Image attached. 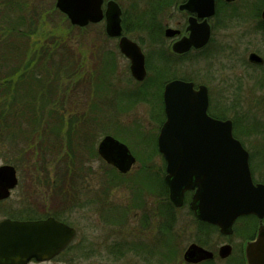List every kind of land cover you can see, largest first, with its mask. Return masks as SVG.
<instances>
[{
  "label": "rangeland",
  "instance_id": "1",
  "mask_svg": "<svg viewBox=\"0 0 264 264\" xmlns=\"http://www.w3.org/2000/svg\"><path fill=\"white\" fill-rule=\"evenodd\" d=\"M17 1L24 3L20 10L16 6L11 9V16L18 21L17 31L8 39L6 34L0 38L3 40L0 58L14 56L8 65L1 62L3 68L7 67L6 77H11L7 74L14 70L11 78L15 79L16 75L13 82L17 83L19 66L43 65L44 56L59 49L63 53L51 55L50 60L46 55L48 62L44 65L51 68L57 64L64 70L59 74L46 68L40 79L35 73L34 81L29 78L27 85L20 82L27 97L33 98L29 102V106L33 104L32 110L29 114L16 110L19 112L16 126L4 127L0 122V165L14 164L18 177L9 198L0 201V220L27 212L41 217L51 214L62 217L78 231L79 243L70 250L69 256L74 258L69 264H184L183 249L193 238L196 242L198 238L192 232L194 218L187 205L171 210L170 215L166 210L168 216L162 212L160 218L166 201L153 193L157 183L153 175L162 174L163 166L154 145L163 121L159 115L163 105L160 103L162 85L170 77L205 85L209 111L217 113L219 107L227 108L228 116L237 122L238 130L235 125L233 130L240 131L236 136L250 152L253 176L261 180L264 175V63L257 67L247 56L253 52L264 59V31L259 29H264L261 22L264 18L255 15L257 11L262 12L264 2L236 0L221 6V21L218 18L213 21V36L207 47L189 53L169 69L167 59L160 60L157 56L161 49L170 53L171 40H163L157 30L156 36L145 30L132 32L131 37L140 44L148 61L147 80L139 83L129 74L128 60L100 33V24L71 25L55 8V0ZM125 8L132 15L131 6L125 4ZM178 21L180 25L183 23L180 17ZM5 27L0 16V33ZM144 28L148 26L144 24ZM103 48L110 53L106 54ZM54 58L62 63H56ZM156 67L163 70L158 72ZM17 103L23 109L18 101H14V106ZM49 112L58 113L66 120L69 115L75 116L72 142L83 145L80 151L74 148V154H82L75 166L66 163V155L73 147L66 140L67 128L62 133H58V126L52 130L54 118L47 116ZM77 134L84 139L78 140ZM105 134L126 143L136 156V164L123 176H116L111 172L116 171L112 166L95 156L98 141ZM146 173L152 175L147 177ZM80 189L81 195H75ZM105 191V201L109 204L104 201L100 212L92 199ZM161 203V208H155V204ZM105 213L113 214V221L107 222ZM242 219L251 222V227L256 226L255 219L249 216ZM158 247H161L159 253Z\"/></svg>",
  "mask_w": 264,
  "mask_h": 264
},
{
  "label": "water",
  "instance_id": "2",
  "mask_svg": "<svg viewBox=\"0 0 264 264\" xmlns=\"http://www.w3.org/2000/svg\"><path fill=\"white\" fill-rule=\"evenodd\" d=\"M189 3L198 2L191 0ZM100 4L101 0L55 1L56 8L66 14L71 24L79 26L101 18ZM198 5L209 9L200 17L213 13V0H202ZM119 15L116 3L108 2L105 31L109 36L120 32ZM188 30V36L173 43L175 52H186L191 47L198 49L208 41L209 28L204 20L189 19ZM177 33V30H166L167 36ZM120 46L130 59L132 75L141 80L145 69L139 47L124 37ZM249 60L262 62L256 53L249 54ZM163 103L165 120L159 130L157 146L166 161L164 180L173 204L181 206L185 191L195 188L190 208L198 219L217 225L225 234L231 232L232 222L240 215L254 214L261 220L264 217V185L252 182L248 153L233 137L231 121L207 114L206 86L200 84L194 88L192 82L171 80L164 86ZM98 153L120 172L128 171L134 163L127 146L109 135L98 144ZM16 182L15 168L0 165V199L9 195ZM73 235V228L51 217L26 221L3 219L0 221V264H25L32 257L48 259ZM210 256L195 245H190L184 253L188 261ZM245 256L247 264H264V225L261 222L256 238L245 246Z\"/></svg>",
  "mask_w": 264,
  "mask_h": 264
},
{
  "label": "flooded vegetation",
  "instance_id": "3",
  "mask_svg": "<svg viewBox=\"0 0 264 264\" xmlns=\"http://www.w3.org/2000/svg\"><path fill=\"white\" fill-rule=\"evenodd\" d=\"M110 1H113L114 3H116V5L120 9V32L116 36H109L106 34V31H105V13H106V9H107V4ZM196 1L199 3L202 0H196ZM205 1L207 2L208 0H205ZM235 1L236 0H231V1L213 0V3H214L213 13L212 14L207 13V14H205V16L200 17V15L202 13H205L209 10L208 7H206V8L201 7L200 5H198V3L197 4H190L189 2H191V0H101V4H100L101 19L97 22L88 23L86 26L100 24V26H101L100 33L106 36L107 41L111 40L114 44L115 49L117 48V50L120 53L122 52L121 46H120V42H121L122 37L127 38L128 40L136 43L137 46L140 48L141 52L143 53V56H144L145 77L142 80V81H144V80H147L148 69L146 68V66H148V64H147L148 61H147V57H146L145 53L143 52L140 44L131 37L133 34L132 32L145 30L147 32L149 31L148 33H151V35L156 36L154 33L157 30V34L160 35L161 37H164L163 40H165V38H169L171 40V43H170V50L171 51H170V53H171L172 57H170V53L169 54L166 53V51L164 49H161L159 55L157 56L158 59H160V60L161 59H163V60L167 59V62L170 63V65H168L169 66L168 69H169L172 66L171 64L177 65L176 63L179 62V60L181 58L187 57L189 53H191L193 51H200V50H202V48L207 47V44L210 42V40L212 39V36H213V21L217 18L220 19L222 16L221 6L222 7L228 6L232 3H234ZM256 1L260 2V3L264 2V0H256ZM188 3H189L188 7H185V5ZM125 4H129L131 6V9H133L132 15H130L127 8H125ZM263 8H264V6H263ZM255 15L260 18L262 13L260 11H257L255 13ZM179 17L183 20V23L181 25H180V21H178ZM191 18H194L197 22H201L202 20H204L206 22V24L208 25V28H209L208 41H207L206 45L204 47H202L201 49L195 50V49L191 48L187 52L177 53L172 48L173 43L175 41L179 40L180 38L186 37L189 35L188 25H189V19H191ZM140 20L143 21L142 24H139L138 21H140ZM220 21H221V19L219 20V22ZM259 21H261V20H259ZM261 22H263L262 28H264V21L262 20ZM151 23H152V25H151ZM144 24H145V27L148 26L147 29H145V28L143 29ZM149 26H150V28H149ZM167 29L177 30L178 33L176 35H174V37L167 36L166 35ZM259 29L261 30V32L264 31V29H261V28H259ZM103 51H105L106 54H108V52L110 53V51L105 50V48H103ZM121 54L123 55V53H121ZM123 56L128 60V63H129L128 64V68H129L128 71H129V74L131 75L130 60L125 55H123ZM150 63L152 64L151 61H150ZM252 64H254V63H252ZM254 65L258 67L257 64H254ZM156 70L158 72H160L163 69H161V67L160 68L158 67ZM142 81H139V83ZM167 81H164L163 83H166ZM159 128H160V126H159ZM159 128H158V131H159ZM145 144L147 145V142ZM154 145L157 149L156 141L154 142ZM95 152H96V150H95ZM159 155L160 154L158 153V156ZM161 160L164 163V159L162 156H161ZM154 174L155 175H153V176L156 179L157 183H156L155 190H153V193H155V196H159V194L162 196V194H161L162 187H163V185L166 186V184L164 183V173H162V174L154 173ZM149 175H152V174H146L145 176L148 177ZM116 176H123V175H116ZM81 191H82L81 189L79 191H76L75 195H81V193H80ZM193 192H194V190H192L190 192V194H192ZM105 194H106V191H105V193L103 192L102 195L97 194L92 199V204L96 205V208L99 209L100 212L103 211L101 209L105 205L102 203L107 199V194L106 195ZM76 200H78V199L76 198ZM138 202H139V204H141V201H138ZM108 204L109 203L106 202V205H108ZM155 205H156L155 208H161L162 207V203L161 204H155ZM157 205H159L160 207ZM137 206H138V204H137ZM112 207H114V206L112 205ZM109 209H111V208H109ZM189 212L191 213V215L194 218L193 223L195 226H194L192 232H194V235H196V237H198V238L196 239L197 242L193 241V240H195L193 238V240L191 242H189L187 244V246L183 249L181 256H182V260H183L184 264H247L246 257H245V245L249 240L253 239L257 233V228L250 226L251 222L238 218L234 221V223L232 225L231 233L222 234L216 226L210 225L206 222L196 220L193 212L190 209H189ZM161 214H162V208H161V212H160V218H162ZM103 215H104V219L107 222L113 221V214L108 216V213L107 214L105 213ZM52 216H54L56 219H58L64 223H66L68 226H71L75 231L74 237L64 247V249H62L59 253L54 255L49 260L37 261L34 258H32L26 264H36V263L42 264V263H46V262L50 263L53 261H60L62 264H69V261L74 258L73 256H69V254H70V250H72L73 247H76L77 244L79 243V242H77V239H76L77 232H78L76 227L67 223L62 217H60L56 214L52 215ZM75 240H76V243L74 242ZM190 244H195V245L205 249L206 251H209L212 254V256L209 258H206V259L196 261V262L185 261L183 259V254ZM78 250L79 249H77L76 252ZM160 250H161V247H158L157 248L158 253L160 252ZM111 252H113V250ZM156 254H157V252H156Z\"/></svg>",
  "mask_w": 264,
  "mask_h": 264
},
{
  "label": "trees",
  "instance_id": "4",
  "mask_svg": "<svg viewBox=\"0 0 264 264\" xmlns=\"http://www.w3.org/2000/svg\"><path fill=\"white\" fill-rule=\"evenodd\" d=\"M13 5V6H12ZM21 5H24V3L23 2H18L17 0H1L0 1V16H1V19H2V22L4 23L5 22V28L3 29V31H2V33H0V38L1 37H3L4 38V34H6V36H7V39L8 38H10L11 37V35H12V33L14 32V31H17V28H16V25H17V22L18 21H16V20H14L15 18H13L12 16H11V14H12V10L11 9H13L14 8V6H16L19 10L20 9H22V6ZM19 19L20 18H22L21 16H19L18 17ZM24 19V18H23ZM22 34H23V31L22 30H19ZM4 35V36H3ZM22 36V35H21ZM23 37V36H22ZM1 41H3V40H1ZM0 41V42H1ZM3 46H1L0 45V48H2ZM2 50V49H1ZM0 50V51H1ZM9 51H11V50H9ZM58 53H63V51L61 50V49H59V50H55L53 53H51V54H46L47 55V57H48V59L50 60V56L51 55H53V54H58ZM19 54L17 53V55L16 56H18ZM46 55L44 56V62H43V65H41V64H39V65H37L36 67H33V68H31V67H28V66H25V67H21V66H19V68H18V71L20 70V75H19V78H18V80H17V83H15V82H13L16 78H17V76L15 75V79L14 78H11V77H14V74L15 73H13L14 72V70L13 71H11V72H8L9 74H7L8 76L10 75L11 77H6V70H7V67H5V68H3V66H2V63L1 62H3V63H5V65H8V64H10V63H8V61L9 62H11L13 59H14V56L13 57H8V58H0V67H2V68H0V122H1V125H2V123H3V126L4 127H7L8 125L9 126H13V125H15L16 126V122H17V119H18V114H19V112H16V110H25L26 112H27V114H29L30 112V110H32V107H33V104H31L30 106H29V102H31L32 103V99L33 98H31L30 97V99H29V97H27L28 95L26 94V91L23 89V87L22 86H19V83L20 82H24V83H21V84H25V85H27V81L29 80V78L31 79V80H35L36 78H34V74L36 73V74H39V76H38V78L40 79V76H42V73H44L45 72V70H46V68H47V70H48V68H49V70L50 71H52L53 73L54 72H57V73H59V74H62V72L61 71H63L64 69H61L60 68V66H58L57 64H55V65H53L55 62L56 63H59V64H61L62 62H58V60H57V58L55 59L54 58V63H52V65L53 66H55V67H53V66H51V68L50 67H46L44 64H46L48 61L46 60ZM15 56V57H16ZM67 57H69V56H66V58ZM64 59V58H63ZM20 64H21V62H20ZM40 67H44L43 69H41ZM59 74H58V77H59ZM63 78V77H62ZM62 78H60V79H62ZM173 78V77H172ZM181 78V77H180ZM182 79H185V78H182ZM185 80H188V79H185ZM60 83H62V82H60ZM160 93V92H159ZM31 100V101H30ZM14 101H18L19 103H21L22 104V107H23V109H21L20 107H19V104L17 103V106L15 107L14 106ZM52 102V101H51ZM160 103H161V100H160ZM16 108V109H15ZM162 108V107H161ZM227 108H218L217 109V113L216 112H210L209 111V113L212 115V116H214V117H216V118H220V119H224V118H229V117H231L232 119V122L234 123L233 124V126L235 125V124H237V122L235 123L234 121H235V119H233V117L232 116H228V114H227ZM52 113H54V112H52ZM55 114V113H54ZM34 115H36L35 114V112H34V114H33V116ZM50 115V118L52 119V118H54V121L52 120L51 121V128H52V130H53V128H55V126H58V133H59V131H60V133H62L63 131V129L65 128H67V134H66V140H67V142H68V145L70 146V148H71V145L73 144V142H72V136H73V133L75 134V132H74V125H76V124H74L73 125V123H72V121L74 120V118H75V116L74 115H69V116H71L69 119H64L63 117H62V115H61V117L59 116V114L58 113H56L55 115H53V114H50V112L49 113H47V116H49ZM160 116H161V120H163L164 119V114H163V112H162V109H161V112H160V114H159ZM53 116V117H52ZM240 118V117H239ZM99 119V117L96 119V120H98ZM69 121V122H68ZM34 122H36V121H34ZM237 127V125H235V128ZM50 129V128H49ZM237 130H238V128H236ZM235 129V130H236ZM13 130V129H12ZM51 130V129H50ZM52 130H51V132H52ZM235 130H233V132H234V135L236 136V134L238 133V132H240V131H238L237 133H236V131ZM101 132V131H100ZM82 133V132H81ZM98 133H99V131H98ZM89 134V133H88ZM60 135H62V134H60ZM68 135L70 136V138H68ZM101 135V134H100ZM83 137V135H80V134H77V139L78 140H83L84 138H82ZM236 137H238V135L236 136ZM60 141V140H59ZM243 143V142H242ZM55 143H53V145H54ZM244 144V143H243ZM58 144H56L54 147H56ZM82 144L80 145V143L77 141V145H74L73 144V147L71 148V150H72V152L70 153H67V157H68V160H66V163L67 164H73V166H75V164L78 162V161H80L81 159H82V154L80 153V152H77L76 154H74V148L76 149V151L78 150V151H80L81 150V148H82ZM81 147V148H80ZM94 151V150H93ZM69 155H70V157H69ZM95 156H97V154H96V152H95ZM251 156V155H250ZM65 158V157H64ZM64 158L62 159V160H64ZM261 159V158H260ZM253 163V160H252V158H251V164ZM12 164V163H11ZM14 165V164H13ZM76 169H78L79 170V168H76ZM111 169V168H110ZM111 172H113V173H115V174H117V172L116 171H114L113 169L111 170ZM162 173H164V165L162 166ZM147 174V173H146ZM262 179H261V181L264 183V175L261 177ZM161 194H162V197H164L165 198V201L166 202H164V205H165V203H166V206H165V211L162 209V212H163V214H164V216H168V214L170 215V212H171V210H174L175 208L173 207V205L169 202V200H168V195H167V188H166V186L165 185H163V187H162V192H161ZM189 194L188 193H186V196H185V202L188 200V198H189V196H188ZM168 211V214H167V211ZM164 225H166V223H164Z\"/></svg>",
  "mask_w": 264,
  "mask_h": 264
}]
</instances>
